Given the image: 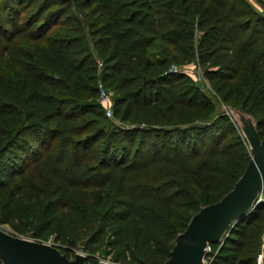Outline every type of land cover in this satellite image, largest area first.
Here are the masks:
<instances>
[{"label":"trees","instance_id":"16d2710c","mask_svg":"<svg viewBox=\"0 0 264 264\" xmlns=\"http://www.w3.org/2000/svg\"><path fill=\"white\" fill-rule=\"evenodd\" d=\"M94 2L102 22L69 11ZM207 5L220 10L221 25L197 34V20L202 27L217 19ZM196 60L222 101L251 114L264 139V11L248 0H0V184L25 180L43 148L54 157L46 204L26 215L5 205L0 225L40 241L54 235L69 258L87 240L90 264L99 256L163 264L191 217L228 193L251 159L216 100L170 70ZM99 81L114 94L115 119L135 125L106 116ZM179 107L196 108L201 121L139 119ZM176 175L193 176L199 190L224 177L223 191L201 195ZM262 207L210 244L207 264H259L242 252ZM62 210H70L63 222Z\"/></svg>","mask_w":264,"mask_h":264},{"label":"water","instance_id":"95a60500","mask_svg":"<svg viewBox=\"0 0 264 264\" xmlns=\"http://www.w3.org/2000/svg\"><path fill=\"white\" fill-rule=\"evenodd\" d=\"M248 143L251 159L233 188L220 200L202 206L186 229L180 232L163 264H207L211 243L226 237L234 224L246 217L260 202L264 193V139L261 138L254 117L240 109L231 108ZM15 235L0 225V261L2 264H90L84 254L87 240L80 242L73 258L58 247ZM98 264H112L100 261Z\"/></svg>","mask_w":264,"mask_h":264},{"label":"rangeland","instance_id":"374dc122","mask_svg":"<svg viewBox=\"0 0 264 264\" xmlns=\"http://www.w3.org/2000/svg\"><path fill=\"white\" fill-rule=\"evenodd\" d=\"M251 4L254 5V7L256 9H258L259 11H264V0L263 3H260L257 0H248ZM40 2V1H39ZM84 6L80 5L79 7H73L71 8V10H69L70 12H72L73 14L77 15L78 19H80L81 21L83 19H92V20H96L98 19V21L104 19V15L102 14V12L97 8V4L96 2L91 3V4H83ZM97 6V7H96ZM203 8L207 9L208 14L216 17L217 19H207L206 23H203L204 25L202 27H200L199 22L196 21L195 23V27H196V31L195 33L200 34L201 32V28H204L206 26H209L211 23L213 24H219L221 25V12L220 10H218L216 7L214 6H202ZM208 7V8H207ZM72 14V15H73ZM58 15L54 16V19H56ZM65 19H67L65 17ZM59 19H56V23H58ZM55 26V25H54ZM99 63L102 65V61H100L98 59ZM18 64H16L15 66H17ZM176 66L183 68L186 70V73L190 75V77L196 82L198 83L202 89L204 91H206L211 97H213V99H215V104L217 107V111L218 112H223V113H229V115H231L232 111L231 108L228 107L225 103L222 101V99L220 98V96L218 95V93L216 92L215 88H213V86L210 84L209 80L207 79L206 75H205V69L203 67L200 66L199 62L196 60L195 62H191V63H175ZM14 66V67H15ZM114 99V98H113ZM114 101V100H113ZM230 102H233L230 101ZM174 113V114H173ZM140 120L143 121H150L153 122L155 120L158 121H165L167 122L168 120H170V123L173 124L174 126L172 127H176V126H180V125H188V127H190L191 125L195 123H199V121H201V115L202 113H199L198 110L196 108H184V107H179L178 110H176L175 112L169 113L167 112L165 115H157L154 116V118H149V115L147 113L144 114H140ZM233 115L230 116L232 122H233V129L235 132L233 133H237V134H241L243 135L242 129L238 123V121L232 117ZM116 121V123H123L124 125H135L136 122H120V120H116L115 117L113 116L112 118ZM139 120V121H140ZM149 122V123H150ZM142 127H144L146 125V123L142 122ZM244 136V135H243ZM231 136L227 139V141H230ZM53 145H54V150L57 149L58 143L57 140L53 141ZM54 154H56V152H54ZM39 159H42V163L40 160H35L34 162H30L28 163L27 167H31L34 168L33 170H31V173L29 174V176H26L25 180L23 181H14L13 183H10L8 186L4 187L0 184V212L3 211L2 207L5 205H10L11 207H21V213L22 215H26L30 212L28 211H33L37 208V205H45L46 202L48 201V198L46 197V195L50 192L49 190V186L51 185V176H50V169L53 167V163H54V157H52V155H49L47 148H43V153L39 156ZM50 166V167H49ZM26 168V167H25ZM28 169V168H27ZM3 178H5V174H0ZM177 177H179L180 180H182V182L188 187L187 189L189 190H193L195 192H199L201 195H210V196H217L218 194L222 193L223 191V185L225 182V178L221 177L218 179V182L216 185L211 186V187H206L204 185L201 186L200 190L197 187V185L194 182V177H186L183 175H176ZM55 183H53L54 185ZM35 188H37V192L35 191ZM52 188V187H51ZM20 190V193H18L17 197L13 198L12 195L16 194L17 191ZM77 190V188H76ZM75 189L73 191H76ZM15 196V195H14ZM259 204H264V193L261 194L260 196V202ZM32 209V210H31ZM260 212V215L258 218L255 219L254 222L250 223V227L247 229L246 234L243 236V243H244V249L242 252L243 256H250L253 257L255 259H257V262L259 264H264V207H262ZM70 213V210H65L61 212V216H63V218L59 215L58 218L61 217V219H58L59 221H66L68 215ZM178 215V213L174 212L172 213V218H175ZM16 225H19V222H15ZM2 227L5 228L6 230H8L9 232L16 234L18 236H23L26 237L27 234L29 232H33L31 230H29L27 233H23V234H17L16 230L11 227L9 224H3L1 223ZM34 233V232H33ZM50 238H55L54 235L53 236H49ZM48 238L46 240H48ZM33 239H36L33 236ZM37 240V239H36ZM44 240V241H46ZM55 240V239H54ZM42 242V241H41ZM57 243V242H56ZM210 250V249H209ZM80 252V250L77 248V251L74 252V255ZM84 254L87 256V254L84 251ZM73 258V257H72ZM98 261H107L110 263H114L115 261H112L111 257H103V256H99ZM117 263V262H115ZM208 263V260H207Z\"/></svg>","mask_w":264,"mask_h":264},{"label":"built area","instance_id":"2783aa9c","mask_svg":"<svg viewBox=\"0 0 264 264\" xmlns=\"http://www.w3.org/2000/svg\"><path fill=\"white\" fill-rule=\"evenodd\" d=\"M170 70H172L173 72L187 74L185 69L180 68V67L176 66L175 64H173L171 66ZM97 88H98V93H99V97H98L99 98V102L102 105V107L104 108L106 116L109 117V118H112L114 116V112H113V106H114V101H113L114 99L113 98H114V94H113V92L111 90H108L105 87V85H104V83L102 81L98 82V87ZM226 114L229 115L228 112ZM229 116H231V115H229ZM34 240H36V239H34ZM37 241H40V240H37ZM42 242H47V243L52 244L53 246H56V247L59 246V244L56 243V241L53 238H50V239H48L46 241H42ZM209 249H210V246H209ZM98 259H99V257H98ZM113 264H118V263L114 262Z\"/></svg>","mask_w":264,"mask_h":264}]
</instances>
